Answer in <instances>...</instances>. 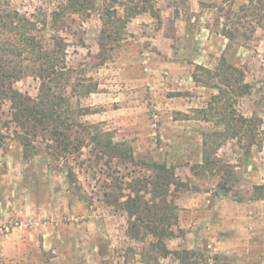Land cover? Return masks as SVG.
Instances as JSON below:
<instances>
[{"label": "rangeland", "instance_id": "1", "mask_svg": "<svg viewBox=\"0 0 264 264\" xmlns=\"http://www.w3.org/2000/svg\"><path fill=\"white\" fill-rule=\"evenodd\" d=\"M63 1L0 3L34 20L38 35L63 40L70 77L64 93L74 108L90 109L78 120L127 142L133 162L99 158L88 138L78 152L57 159L38 137V153L25 159L10 102L0 103V264H145L150 238L126 235L128 215L108 194L117 195L118 183L123 193L134 185L148 198L150 187L136 181L153 176L152 162L172 168L187 185L170 186L178 218L177 236L165 241L169 249L194 250L209 264H264V201L252 199L253 187L264 184V147L241 137L212 142L207 135L221 126L201 110L219 78L198 68L214 73L225 56L251 87L243 97L232 94L235 109L264 128V28L242 14L247 1L151 0L158 17L144 12L129 19L103 54L104 8L123 19L133 2L97 0L90 13L56 19ZM236 28L233 40L222 32ZM13 86L34 98L39 79L26 74ZM160 262L177 264L170 257Z\"/></svg>", "mask_w": 264, "mask_h": 264}, {"label": "trees", "instance_id": "2", "mask_svg": "<svg viewBox=\"0 0 264 264\" xmlns=\"http://www.w3.org/2000/svg\"><path fill=\"white\" fill-rule=\"evenodd\" d=\"M126 8L125 18L117 16L115 9L104 8V27L100 33L101 53L106 52L107 43L117 42L126 22L132 17L148 12L158 17L157 8L151 0H138ZM240 7L244 16H249L256 26L264 28V0H246ZM97 0H65L56 12V19L68 13L84 14L96 9ZM238 16V22H241ZM249 21V22H250ZM251 23V22H250ZM242 24V23H241ZM37 25L26 14L0 3V103L10 102L11 121L17 127L16 138L22 147L23 157L31 158L38 153L36 139L41 137L54 158L78 152L85 144V138L95 146L99 158L107 156L121 163L133 162L131 146L125 141H114L111 134L100 130L98 126L83 124L78 117L90 112L87 108H74L64 90L68 84L69 74L65 62L64 42L57 35L44 38L37 34ZM223 34L233 40L234 31L224 30ZM211 79L219 78L212 87L217 90L210 102L201 112L207 120H214L219 130L207 135L215 143L218 139L241 137L248 145L264 147V128L261 119L247 117L235 107L237 97L250 93V85L243 79V74L221 56L214 73L209 69L198 67ZM26 74H33L39 79L36 97L19 92L13 84ZM197 79V75H194ZM87 88L85 93L92 92ZM74 128L80 130V134ZM75 130V131H74ZM74 131V132H73ZM207 141L203 140L205 146ZM217 146L220 143H215ZM206 165L212 163L210 152L203 150ZM153 170L150 179L137 180L143 188L150 187V196L146 198L141 188L130 185V194L123 193L117 183V195L110 196V204H115L128 215L126 235L137 241L149 240V251L142 253L145 264H163L160 259L173 258L177 264H209L208 258L190 249H169L166 240L177 235L173 226L178 218V207L174 203L170 186H187L176 181L172 168L152 162L148 165ZM68 174H71L69 171ZM149 186V187H148ZM169 196H171L169 198ZM253 200L264 201V184L253 187ZM218 260V256H214Z\"/></svg>", "mask_w": 264, "mask_h": 264}]
</instances>
